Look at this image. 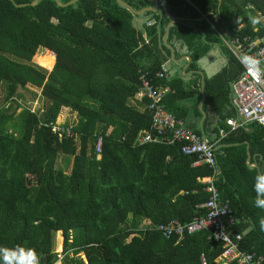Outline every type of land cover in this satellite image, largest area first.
Segmentation results:
<instances>
[{
  "label": "trees",
  "instance_id": "16d2710c",
  "mask_svg": "<svg viewBox=\"0 0 264 264\" xmlns=\"http://www.w3.org/2000/svg\"><path fill=\"white\" fill-rule=\"evenodd\" d=\"M31 1L0 0V85L9 103L0 108V249H32L38 264H202V258L218 264L222 246L207 230L177 239L155 229L205 214L201 178L209 169L193 166L180 144L136 143L151 123L146 99L136 97L139 75L170 65V46L174 60L189 58V74L154 80L168 88L162 103L215 148V186L232 210L231 229L241 234L239 247L264 264V209L253 203L264 175V126L250 122L220 137L217 122L236 116L231 85L243 70L225 42L264 35V0H164L176 18L165 41L169 19L159 1L157 11L140 15L116 0L15 6ZM121 1L134 11L153 6V0ZM216 48L224 64L203 75L201 91L198 63ZM34 55L47 69L54 60L52 69L30 63ZM26 86L39 89L45 105L15 115L18 88ZM63 109L76 115L61 123L69 137L52 130ZM57 231L60 258L51 248Z\"/></svg>",
  "mask_w": 264,
  "mask_h": 264
},
{
  "label": "built area",
  "instance_id": "2783aa9c",
  "mask_svg": "<svg viewBox=\"0 0 264 264\" xmlns=\"http://www.w3.org/2000/svg\"><path fill=\"white\" fill-rule=\"evenodd\" d=\"M261 26L264 29V18H260ZM153 22H146L150 25ZM225 44L242 66L241 74L231 85L232 104L236 112L234 118L218 119V135L224 136L228 131H232L247 123L255 122L264 126V71L258 77L256 71L250 67L259 61V66L264 70V35L261 37L245 35L235 37ZM245 64L242 60L247 58ZM168 76L167 63L161 65L154 74L141 72L137 87L136 97L144 98L147 101V109L150 111L151 123L148 130L139 132L136 143L156 142L160 137L161 141L167 144H180L181 152L186 156H192L193 166L205 165L210 174L201 178L205 184V191L208 193L207 200L199 205L205 210L202 216L193 217L188 223L182 224L178 220H170L166 223L155 225V229L164 236L176 235L180 239L186 232L194 233L200 230H207L210 237L221 243L222 251L216 258L218 264H256L254 254L242 250L239 247L241 234L233 231L231 226L234 223L232 210L228 200H220L218 190L215 186L216 174L218 173V163L214 155V149L201 134L186 126L183 119L176 117L167 110L162 103V98L168 91L167 87L159 86L155 79ZM228 128V130L226 128ZM52 130L58 135L71 136L70 129L55 123ZM102 144L101 136L95 142V152L99 154ZM202 264H206L204 258Z\"/></svg>",
  "mask_w": 264,
  "mask_h": 264
},
{
  "label": "rangeland",
  "instance_id": "374dc122",
  "mask_svg": "<svg viewBox=\"0 0 264 264\" xmlns=\"http://www.w3.org/2000/svg\"><path fill=\"white\" fill-rule=\"evenodd\" d=\"M138 20H136V23H137ZM46 53V50H39L38 52L35 53L36 54H40V55H43ZM212 54V52L209 53V55ZM35 55L32 57L31 59V62L33 65H37L38 67H41L43 69L46 70V72H49L51 69H52V66L54 64V60H53V64L52 66L50 67V69H47V68H44L40 65H38L36 63V60H35ZM207 55L206 57H204L200 63H202L203 65H205V63L207 62V57L209 56ZM210 57V56H209ZM222 59L219 58L217 60V62H214L213 65H210V66H207L205 69V72L207 74H212L213 72L215 73L217 70L220 69L221 67V64H222ZM175 64L173 66H170L168 67V74L169 75H173L177 72L176 68H175ZM18 93L19 95L15 96L16 98V103H18L20 105L19 108L16 109V112H15V115H17V113L21 110V108H27L31 111H41V109L44 107V103H45V100L44 98L40 95V90L39 89H36L34 87H25V88H18ZM5 94V86L4 84H1L0 85V108H2V106H5L7 107L9 105V103L7 104H3L2 102V98ZM11 105H15L14 103H11ZM75 113H72L71 111L68 112L67 109H63L60 111L59 115H58V119H57V122L58 123H62V121L64 120L67 124H71L73 121H75ZM60 156L57 158V161H56V167H60ZM52 250L54 252H57L59 254V258L62 257V253H61V250H62V235L60 233V231H57V232H53V235H52V246H51ZM82 258H83V255L80 253L79 254ZM55 264H60V259H58L56 261Z\"/></svg>",
  "mask_w": 264,
  "mask_h": 264
},
{
  "label": "clouds",
  "instance_id": "9594fccd",
  "mask_svg": "<svg viewBox=\"0 0 264 264\" xmlns=\"http://www.w3.org/2000/svg\"><path fill=\"white\" fill-rule=\"evenodd\" d=\"M252 23L255 24L257 21L252 19ZM250 59L252 58L249 57L242 60V62L247 64ZM249 66L256 71L258 77L262 74V71H264L260 68L259 61H255L254 64ZM254 190L257 192V197L253 202L254 207L264 209V175L257 177ZM260 230L264 232V219L260 220ZM0 264H38V259L36 253L32 249L26 250L21 247L0 249Z\"/></svg>",
  "mask_w": 264,
  "mask_h": 264
},
{
  "label": "water",
  "instance_id": "95a60500",
  "mask_svg": "<svg viewBox=\"0 0 264 264\" xmlns=\"http://www.w3.org/2000/svg\"><path fill=\"white\" fill-rule=\"evenodd\" d=\"M10 1H11V0H10ZM38 1H40V0H32V1L29 2V3L15 4V6H16V7H22V6H26V5H31V6H32V5H34L35 3H37ZM54 1H55V3H56L58 6H60V7H66V6H69V5H71V4H74V3L77 2L78 0H69L68 2H65V3H59L58 0H54ZM116 1H117L118 3H120L122 6H124V7L128 8V9H130V10H131L134 14H136V15H140L141 13H143V12H147V11H151V12H155V11H157V9H158V1H159V3H160V9H161L162 13H163V14L169 19V22L167 23L166 28H165V32H164V34H163V36H162V40L165 41V37H166V35H167V33H168L169 27L174 23V21L176 20V18L166 10L164 0H153V6H152V7H144V8H141V9L137 10V11H134V10L129 6V4H127V3H125V2H123V1H121V0H116ZM169 48H170V59H171V60H174V59H173V49H172L170 46H169ZM46 51H48V50H46ZM185 59L187 60V63H188V62H189V58H188L187 56H185ZM181 60H182V59H181ZM200 74H201V91H202L203 75H202L201 72H200ZM203 100H204V95H202V99H201V101H200V103H199V105H198L200 111H202L201 103L203 102ZM204 117H205V114L202 112V117H201V119H200V125H201V123H202ZM201 135H202V137L205 139L202 130H201ZM158 140H160V137L158 138ZM214 149H215V148H214ZM253 166H254V164H253Z\"/></svg>",
  "mask_w": 264,
  "mask_h": 264
},
{
  "label": "crops",
  "instance_id": "0c3cea01",
  "mask_svg": "<svg viewBox=\"0 0 264 264\" xmlns=\"http://www.w3.org/2000/svg\"><path fill=\"white\" fill-rule=\"evenodd\" d=\"M141 21H137V24H141L140 23ZM212 52V54H210L209 55V53H207V55H209L208 57H207V62L205 63V65H203L202 63H200V61L202 60H200L199 61V63H198V67H199V72H201L202 73V75H207V76H211L212 74H214V72L212 73V74H207L206 72H205V69L204 68H206L207 66H210V65H213V63L214 62H217V60L219 59V58H221L223 61H222V64H221V66L224 64V59L221 57V55H220V53H219V51H218V49L216 48V49H214V50H212L211 51ZM206 55V56H207ZM205 56V57H206ZM186 60L185 59V57H180L179 59H176V60H171V61H173L170 65H168V63H167V69H168V67H170V66H173L174 64L176 65L175 66V68H176V70L177 71H179L180 70V74L181 75H183V76H187L188 74H189V72L188 73H184V70L186 69V67H187V60H186V62L183 64V66L181 67V64H179L182 60Z\"/></svg>",
  "mask_w": 264,
  "mask_h": 264
}]
</instances>
